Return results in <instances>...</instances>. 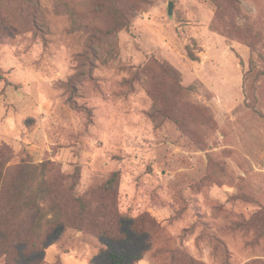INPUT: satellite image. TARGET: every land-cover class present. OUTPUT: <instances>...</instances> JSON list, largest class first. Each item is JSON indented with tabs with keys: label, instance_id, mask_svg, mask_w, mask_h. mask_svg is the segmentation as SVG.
<instances>
[{
	"label": "rangeland",
	"instance_id": "374dc122",
	"mask_svg": "<svg viewBox=\"0 0 264 264\" xmlns=\"http://www.w3.org/2000/svg\"><path fill=\"white\" fill-rule=\"evenodd\" d=\"M37 1L0 0L2 161L39 166L22 187L55 182L41 214L21 216L33 240L50 200L67 220L74 196L89 211L40 252L19 245L18 263L264 264V0H127L133 28L108 38L94 0ZM160 59L182 98L163 96Z\"/></svg>",
	"mask_w": 264,
	"mask_h": 264
},
{
	"label": "trees",
	"instance_id": "16d2710c",
	"mask_svg": "<svg viewBox=\"0 0 264 264\" xmlns=\"http://www.w3.org/2000/svg\"><path fill=\"white\" fill-rule=\"evenodd\" d=\"M34 3L40 6V0ZM92 11L105 19V27L99 29L101 33L100 37L108 38L111 36H120L122 33L130 32L133 28L132 17L135 12L127 0H94L92 3ZM0 27L7 30L12 29L2 18L1 14ZM188 53L192 60L199 59L191 50H189ZM159 63L158 72L159 77L161 76L162 78L161 89H163V96L166 97L167 101L178 97L182 98L184 92L187 91L182 85V74L164 59H160ZM164 81H167L169 86H167ZM172 81L174 82L172 83ZM151 97L154 99L156 94L152 93ZM175 107L183 113L184 108L181 106L180 102H176ZM7 151L9 152L8 149L0 150V259L3 258L5 264H19L18 261L21 254L18 248L19 245L24 247V254L30 249L31 252H40L47 247L46 239L52 229H67L69 223L72 225L70 228L81 231L88 220L89 207L83 197L76 198L73 194L77 186V179L80 177V168L74 166L69 175L73 182L65 187L66 193L74 196L77 206L74 219L67 220L64 218V216L61 215L62 210L60 202L54 205L50 200L49 203L51 204H49V206L51 207L53 216L46 220L45 216L36 218L37 220H35L32 225V229L34 227L41 229L43 223V225H46L47 231H45L43 235L37 234L38 236L33 240L32 236L27 233L25 227H22L24 225V220L21 216L23 213H27L23 211L37 210V215H40L43 208L39 201H46L47 196L52 197L56 185L55 182L52 181V178L47 176V172L44 177L45 182L42 180L36 188H33L32 184L27 185L24 182V186L22 187V174L24 173L28 176L29 170L31 172H36L39 166L31 167L20 165L13 169H9L6 167L9 160L2 161L4 153ZM40 166L44 168V172L48 169L46 164H41ZM120 176V172H115L104 185V190L107 192H114L116 184L120 180ZM23 195L29 196L28 199H21L20 197ZM112 239L116 240L115 237H112ZM112 259L115 264H124V259L122 257L113 255ZM43 263V259H40L31 264Z\"/></svg>",
	"mask_w": 264,
	"mask_h": 264
},
{
	"label": "water",
	"instance_id": "95a60500",
	"mask_svg": "<svg viewBox=\"0 0 264 264\" xmlns=\"http://www.w3.org/2000/svg\"><path fill=\"white\" fill-rule=\"evenodd\" d=\"M173 8H174V4L172 2H170L169 6H168V15L170 17L173 16Z\"/></svg>",
	"mask_w": 264,
	"mask_h": 264
}]
</instances>
